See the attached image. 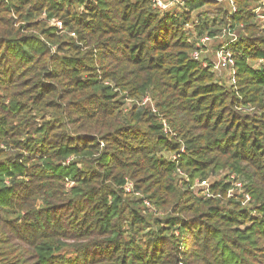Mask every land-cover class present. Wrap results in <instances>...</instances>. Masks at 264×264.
Returning <instances> with one entry per match:
<instances>
[{
    "label": "trees",
    "instance_id": "1",
    "mask_svg": "<svg viewBox=\"0 0 264 264\" xmlns=\"http://www.w3.org/2000/svg\"><path fill=\"white\" fill-rule=\"evenodd\" d=\"M262 2L0 0V264H264Z\"/></svg>",
    "mask_w": 264,
    "mask_h": 264
},
{
    "label": "built area",
    "instance_id": "2",
    "mask_svg": "<svg viewBox=\"0 0 264 264\" xmlns=\"http://www.w3.org/2000/svg\"><path fill=\"white\" fill-rule=\"evenodd\" d=\"M188 0H152L155 7L162 9V10H168L170 7L173 8L176 4H179L180 7H186ZM217 3L224 4L228 3L231 5V15L237 11L235 0H212ZM264 4V0L262 2ZM255 13L260 17L264 19V12H262L261 7L255 8ZM54 22V21H53ZM59 28H63V24L61 21L55 22ZM230 25V24H229ZM225 27L221 33H217L215 36H211L210 34L205 35H198L195 34V37H193L194 41V50L192 52V57L196 61L201 62V64L204 67L213 68V71L215 72L216 77L221 80V77H224L225 75L228 77L230 81V85H237L238 77H237V67H236V55L232 48V45L234 44V41L238 40V36L233 32L235 29ZM187 26L190 28L192 27L191 24H187ZM215 39H221L222 42L219 43L220 45L214 49L212 47V41ZM212 49H214L213 55H211ZM150 103L151 109L153 111H157V108L155 107L153 101L149 96H146L143 100V104ZM165 129H168V125L166 122H164ZM73 183H69L68 185H72ZM234 185L236 187L242 188L241 182L234 181ZM132 184L128 183L126 186L127 191H131ZM251 200L250 194H245L244 204L249 203Z\"/></svg>",
    "mask_w": 264,
    "mask_h": 264
},
{
    "label": "rangeland",
    "instance_id": "3",
    "mask_svg": "<svg viewBox=\"0 0 264 264\" xmlns=\"http://www.w3.org/2000/svg\"><path fill=\"white\" fill-rule=\"evenodd\" d=\"M216 3H217V2H216ZM224 4H225V3H224ZM225 27H227V26H222V27H221V31H223V29H224ZM228 27H229V28H232L231 25H229ZM240 27H243V25H240ZM189 29H190V31L192 30L193 32H196L195 27H190ZM219 32H220V30H219ZM233 32L239 37V35H240L239 27H236L235 30H234ZM220 33H221V32H220ZM221 42H222L221 39H215L214 41L211 42V43H212V47H213L214 49H216V48L220 45L219 43H221ZM234 43H236V41H234ZM214 49H212L211 55H213ZM236 67H237V65H236ZM211 68H212V67H211ZM212 70H213V68H212ZM217 79H218V78H217ZM219 82L226 83L227 85L230 86V81H229V79H228V77H227L226 75H225L224 77H221V80H220ZM129 103H131V101H129Z\"/></svg>",
    "mask_w": 264,
    "mask_h": 264
}]
</instances>
